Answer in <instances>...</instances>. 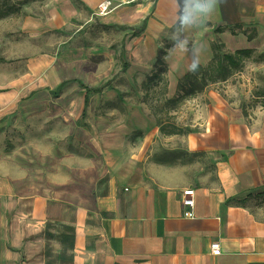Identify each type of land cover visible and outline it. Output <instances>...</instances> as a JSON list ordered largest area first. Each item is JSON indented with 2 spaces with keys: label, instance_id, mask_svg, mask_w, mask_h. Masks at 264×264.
<instances>
[{
  "label": "crops",
  "instance_id": "obj_1",
  "mask_svg": "<svg viewBox=\"0 0 264 264\" xmlns=\"http://www.w3.org/2000/svg\"><path fill=\"white\" fill-rule=\"evenodd\" d=\"M207 5L153 0L115 7L109 20L125 22L113 16L120 13L129 26L145 23L137 34L129 27L124 37L127 73L140 75L133 82L150 73L162 40L178 23L179 39L161 56L170 67L172 97L191 65L212 60L214 40L228 45L230 35L234 50L264 47V0H216L211 13ZM241 23L256 32H233ZM227 79L190 97L192 131L169 136L141 105L117 108L110 84L89 94L85 128L79 123L85 90L78 81L98 87L106 80L80 74L63 80L78 93L60 96L64 105L46 111L48 124L37 113L31 117L37 138L30 142L31 190L7 193L2 202L1 209L15 215L2 222L0 241L14 246L6 255L47 264L46 224L59 221L74 235L56 264H264V107L226 93ZM43 129L53 140L40 138ZM156 136L173 142L155 143ZM187 188L195 190L193 207L183 203Z\"/></svg>",
  "mask_w": 264,
  "mask_h": 264
},
{
  "label": "rangeland",
  "instance_id": "obj_2",
  "mask_svg": "<svg viewBox=\"0 0 264 264\" xmlns=\"http://www.w3.org/2000/svg\"><path fill=\"white\" fill-rule=\"evenodd\" d=\"M11 1L21 10L0 18V240L2 222H12L15 217L12 212L1 209L4 196L7 193L12 195L16 190L30 191L35 175L30 142L31 138H37L32 123L34 118L31 117L37 113L43 124H48L46 111H54L57 109L55 106L64 105L62 100L59 101L60 96L78 93V90H70L69 84L56 92L61 81L79 74L86 81L103 77L106 86L110 84L117 92L114 100H110L117 108L139 104L153 116L154 112L161 111L162 115H173L164 125L174 123L180 129L190 127L188 124L194 107L187 101L189 98H185L175 108L164 109L165 100L173 95L170 94L168 63L156 61L146 78H139V82H133V79L136 81L140 75H128L125 68L128 61L124 51L125 33L130 27L137 34L141 27L129 26L127 23L131 21L129 18L127 21V15H113L123 17V23L106 17L118 5L129 6L153 0ZM255 29L241 23L234 27L233 32L252 36ZM169 30L170 36L162 40V50L179 39L182 26L178 23ZM225 39L228 45L221 38L213 42L219 56L236 51L233 37L228 35ZM235 39L237 46L240 45L239 39ZM180 78L175 95L181 92L178 89ZM227 80L229 86L223 88L226 93L240 95L244 104L264 107V47L253 49L249 56H245L242 66ZM141 136L135 140L140 142ZM40 138L53 140L48 129H43ZM172 142L155 137V143ZM46 232L50 235L46 246L48 264H56L60 255H67V248L72 246L74 231L62 222L49 221ZM7 246L14 248L11 243L0 241V264H23V257L6 255Z\"/></svg>",
  "mask_w": 264,
  "mask_h": 264
},
{
  "label": "trees",
  "instance_id": "obj_3",
  "mask_svg": "<svg viewBox=\"0 0 264 264\" xmlns=\"http://www.w3.org/2000/svg\"><path fill=\"white\" fill-rule=\"evenodd\" d=\"M21 7L11 0H0V18L4 17L12 12L20 11ZM145 27V23L140 28L139 32ZM123 29L127 27L122 26ZM221 31V29H218ZM214 49V57L212 60L205 66L196 65L197 70L195 72L190 71L183 75L180 78L178 89L181 91L178 95L174 97L167 98L165 100L164 106L167 111L171 108H175L177 104L182 102L185 98H190L194 96L196 93L202 91L207 85L210 83H216L218 81L226 80L230 77L235 71H237L243 64L245 56H249L252 49H238L234 53H225L222 56L216 51V47ZM164 50H161L160 55L157 59V63L165 64L164 59L161 57L164 54ZM127 63H125V68ZM69 82L63 81L58 87L56 92H60L63 86ZM81 87L85 90L84 97V109L79 117V123L85 128H89V125L85 123L84 119L86 116V106L89 102V94L92 92H101L103 88L107 85V83H103L98 87H92L84 84L81 80L78 81ZM154 116L156 118L157 124L160 126V130L164 135H171L175 133H186L192 131L190 128L180 129V127H175L174 123H170L171 129L167 125H164L166 120L172 118L173 115H162L161 111L154 112ZM48 264V261H47Z\"/></svg>",
  "mask_w": 264,
  "mask_h": 264
},
{
  "label": "built area",
  "instance_id": "obj_4",
  "mask_svg": "<svg viewBox=\"0 0 264 264\" xmlns=\"http://www.w3.org/2000/svg\"><path fill=\"white\" fill-rule=\"evenodd\" d=\"M183 203L184 205L188 206V207H193L195 204V200H194V195H195V190L194 188H187L183 191ZM189 217H194V212L190 211L188 213ZM211 249L213 250V252H217L219 250V243L218 242H214L211 245Z\"/></svg>",
  "mask_w": 264,
  "mask_h": 264
},
{
  "label": "clouds",
  "instance_id": "obj_5",
  "mask_svg": "<svg viewBox=\"0 0 264 264\" xmlns=\"http://www.w3.org/2000/svg\"><path fill=\"white\" fill-rule=\"evenodd\" d=\"M216 5V0H208V5L207 7L204 9V11L206 13H211L213 7ZM191 71L195 72L197 70V66L196 65H191L190 68Z\"/></svg>",
  "mask_w": 264,
  "mask_h": 264
}]
</instances>
